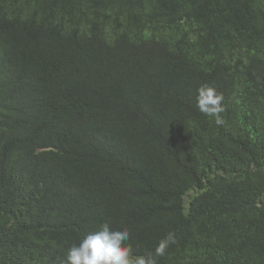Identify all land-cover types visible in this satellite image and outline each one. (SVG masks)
<instances>
[{
	"label": "trees",
	"instance_id": "obj_1",
	"mask_svg": "<svg viewBox=\"0 0 264 264\" xmlns=\"http://www.w3.org/2000/svg\"><path fill=\"white\" fill-rule=\"evenodd\" d=\"M105 221L135 254L173 231L157 264H264V0H0V264Z\"/></svg>",
	"mask_w": 264,
	"mask_h": 264
},
{
	"label": "clouds",
	"instance_id": "obj_2",
	"mask_svg": "<svg viewBox=\"0 0 264 264\" xmlns=\"http://www.w3.org/2000/svg\"><path fill=\"white\" fill-rule=\"evenodd\" d=\"M196 91L197 109L214 117L217 126L222 125L221 114L226 110L223 93L209 83L201 84ZM130 235L127 227L102 222L68 249L64 264H157V258L165 256L169 246L176 242L175 233L169 231L153 251L135 254L129 243Z\"/></svg>",
	"mask_w": 264,
	"mask_h": 264
}]
</instances>
